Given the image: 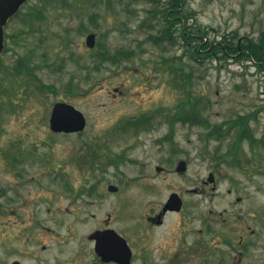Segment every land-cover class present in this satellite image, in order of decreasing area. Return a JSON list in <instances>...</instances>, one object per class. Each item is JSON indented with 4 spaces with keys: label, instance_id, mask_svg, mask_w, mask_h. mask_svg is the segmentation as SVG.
Returning <instances> with one entry per match:
<instances>
[{
    "label": "rangeland",
    "instance_id": "374dc122",
    "mask_svg": "<svg viewBox=\"0 0 264 264\" xmlns=\"http://www.w3.org/2000/svg\"><path fill=\"white\" fill-rule=\"evenodd\" d=\"M165 1L30 0L9 21L0 58V153L5 142L20 139L24 153L38 154L41 191L63 170L72 193L59 202L74 222L62 246L43 226L23 249L20 239L10 242L16 249L9 253L1 243L0 264H94L87 235L108 216L133 251L130 264H264V73L249 61H196L179 38L153 44L148 35L159 32ZM186 6L210 38L232 31L255 38L264 30V0H186ZM91 32L95 44L88 47ZM103 51L132 54L112 63L99 56ZM19 58L26 67L17 72ZM187 90L210 124L248 115L251 138L240 141L235 156L217 159L236 131L206 141L202 126L177 121L169 136L170 115L183 108ZM56 101L81 110L86 128L53 132L48 118ZM143 113H154L151 129L126 125ZM117 153L123 157L112 160ZM179 159L187 164L183 172L175 169ZM173 192L182 199L180 211L151 225L147 220Z\"/></svg>",
    "mask_w": 264,
    "mask_h": 264
},
{
    "label": "flooded vegetation",
    "instance_id": "af4514ba",
    "mask_svg": "<svg viewBox=\"0 0 264 264\" xmlns=\"http://www.w3.org/2000/svg\"><path fill=\"white\" fill-rule=\"evenodd\" d=\"M28 1L30 0H25L19 6L17 11L7 18L3 25V48L0 52V58L7 49L6 39L8 34L6 32V27L10 20L20 16L22 13V7ZM29 17L32 18L31 15H29ZM20 59L21 58H19V60ZM148 125L149 127L145 129H151V124ZM119 128L121 127L119 126ZM15 141H17V143H14L13 141L5 142L2 145V153H0V169L2 173V176L0 177V244L2 243L3 245H6L5 252L9 253L11 250L16 249V247L10 242L13 239H20L23 244V249L26 239L30 240L35 238V233L39 232L40 227L43 226V229L45 230L44 234L54 233L55 236H58V240L55 241V244L62 246L67 240L72 238V225L74 221H71L69 218L68 221H66V215L69 211V207L61 204L59 199H64L67 192L72 191V186L69 183L66 174L63 170H61L60 173L52 175L51 182L49 181L46 183L45 187L41 191L40 176H38V161L41 159L40 156L32 153V150L29 153H24L22 151L24 148H19L22 145V140L15 139ZM107 156L108 158L112 157L109 154H107ZM122 157V153H117L115 154V158L112 160H120ZM156 170H160L159 165L156 166ZM60 184L63 186H60ZM94 188V185H91L89 189L86 190L87 194H92ZM82 192L83 190L80 188L77 191V194L80 195ZM166 201L161 207V210L147 220L151 225H162L164 222L162 216L168 211H180L181 206L178 210L169 208L163 210ZM57 211L58 214L56 213ZM102 222L103 224L100 227L94 229L87 235L88 239H92L95 242L93 238L89 237V235L95 231L102 233L106 229H112L117 232L111 226L112 221L109 216ZM211 222L212 221H206L205 224V229H207L210 233L212 232L209 224ZM57 228L59 229L58 232L56 230ZM117 233L119 234V232ZM199 243L200 242H198V244ZM48 246V243H43L42 249H46ZM131 252V255H133L132 249ZM96 256L98 260H96L94 264H120L114 260L105 261L97 254ZM11 264H21V262L13 260Z\"/></svg>",
    "mask_w": 264,
    "mask_h": 264
},
{
    "label": "trees",
    "instance_id": "16d2710c",
    "mask_svg": "<svg viewBox=\"0 0 264 264\" xmlns=\"http://www.w3.org/2000/svg\"><path fill=\"white\" fill-rule=\"evenodd\" d=\"M158 12L162 19L159 32L148 35L153 44L161 45L167 40L172 45L175 39L179 38L182 41L184 52L189 53L196 61H201L204 58L215 59L218 62L230 58L237 62L249 61L264 73V30L255 38L239 35L236 31L228 34L221 33L218 37L210 38L207 29L197 23L194 16L188 12L186 0H166L162 7L158 9ZM190 19H192V23L189 22ZM131 54L132 51H117L110 55L103 51V54L100 53L99 56L101 55L100 57L104 60L115 63L124 56L130 57ZM22 66L26 67V64L20 59L15 70L18 72ZM27 73L29 76L34 77L32 69L28 68ZM181 77L189 86L191 83L189 76L181 74ZM37 81L43 86L40 80ZM194 103L195 100L191 98L187 90V98L183 108L170 115L169 124L171 129L169 136L173 134V125L177 121L202 126L206 129L203 137L206 141L210 139L220 140L230 135L232 131H236L234 143L224 153L217 155V159L226 160L235 156L238 153L237 146L240 141L244 138H251L248 115H239L221 123L210 124ZM153 116L154 113H143L128 119L126 125L132 126L138 132L140 129L149 127L148 124H150V119ZM237 157H235L236 160Z\"/></svg>",
    "mask_w": 264,
    "mask_h": 264
},
{
    "label": "water",
    "instance_id": "95a60500",
    "mask_svg": "<svg viewBox=\"0 0 264 264\" xmlns=\"http://www.w3.org/2000/svg\"><path fill=\"white\" fill-rule=\"evenodd\" d=\"M25 0H0V52L3 48V25L7 18L14 14ZM88 47H93L95 34L89 33L85 39ZM86 118L82 111L74 105L57 101L53 103L50 116L49 127L54 132H78L85 128ZM176 170L179 172L186 170V162L181 159L177 162ZM213 173L210 172L208 180L213 181ZM107 189L115 191L117 187L109 184ZM181 206V199L176 193H171L163 207V210H178ZM95 240L94 251L105 261L114 260L120 264H129L131 260V249L126 240L112 229H106L99 233L95 231L89 235Z\"/></svg>",
    "mask_w": 264,
    "mask_h": 264
}]
</instances>
